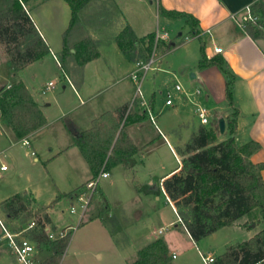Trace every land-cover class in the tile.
<instances>
[{
    "label": "crops",
    "instance_id": "0c3cea01",
    "mask_svg": "<svg viewBox=\"0 0 264 264\" xmlns=\"http://www.w3.org/2000/svg\"><path fill=\"white\" fill-rule=\"evenodd\" d=\"M104 1L105 2L99 6V18L101 21L99 20L98 23H96L97 17L96 15H93V18L95 19L92 22L90 21L92 25H88V27L83 26L85 28V32L84 36L82 37L83 39L89 38L93 40L100 53V57L97 60L87 63L81 69L76 66L75 57L72 55L67 56L62 61V64L65 66L67 71L66 74H68L67 78H69L73 84L72 87L70 86L72 91L71 94L77 99H81L82 103H79L78 106H68L66 104L57 103L55 108L56 110L54 111L55 115H53L51 110L53 107L52 104L39 100V96L37 98L34 91H30L28 88H26L31 94L34 102L37 104L47 124L42 129L24 138L29 142V146L27 148L30 147L32 149L30 152L26 151L25 156L30 154L37 157V152L40 151L36 143L37 137H39L43 131L47 130L48 128L51 129L52 126H56L58 123L60 124V128H55V130L57 129L55 131L56 136L52 137L51 143L48 145L47 150L48 152L53 153L51 159L62 156L68 157L71 155L70 157L74 158L75 162L78 163V167H72L70 170L74 172L73 175L75 176V179L81 180V183H79V185L77 184V186L68 194L61 193V191L57 188L58 196L55 198V201L45 205H41V203L38 201V197L29 190H23L20 192L16 191L9 197L0 199L1 203L6 199L18 194L25 197V200L33 211L44 208V212L50 219V223L45 224L44 231L47 229L55 231L58 229H63L64 227L63 225L59 226L58 223L62 222V217L55 210V206L58 204L57 202L59 200V196H63L64 194L71 195L72 197L75 192L82 189L88 182L91 181L92 177L87 163L81 155L79 149L74 146V136L77 133L88 130L91 123L94 120L99 119L105 113H115L117 110L125 108V116L128 113L129 116L135 117L134 123H131L127 127V133L135 147L138 149V152L131 158L122 160L121 165L111 170L120 168L122 172H128L133 176L134 168L138 165H144L146 159L149 158L153 152L151 149L153 144L158 140V142L161 143L160 145H167L170 154L176 162V165L167 167V169L162 166L163 172L159 177L158 186H155L157 189H159L162 195H164L161 187L162 181L174 173L179 172L181 166V157L176 153V148L182 147L189 140L191 134L197 130L198 126L193 127L192 131L188 133L189 138L187 141H181V137H175L176 139L173 140L172 144L170 143V139H168L166 135L162 133L155 125L154 129L156 132H153L154 134L150 137L147 133V130H149L150 125L153 124L151 123L147 112L142 107H140V101H145L151 111L153 110V103L147 102L143 98V94L142 99L135 98V86L129 78L131 73L139 72V74L142 75V84L146 74L149 71L156 69L153 64H155L162 57V55L157 54V49H155L150 55L152 57V62H150V56H144L143 50L149 45V36H153L154 41L155 39L157 40V45L160 44L162 47L172 45V48L168 51H172L178 46L176 41H171L168 31L170 28L176 30V38L181 41L179 42L180 45L188 43L192 38L197 39L199 41V48H201V46L204 48L206 57L208 59L220 57L225 62V66L234 76L232 84L234 106L231 108L228 105L225 96L224 75L215 66L203 70L199 69V53V55L195 57L193 61L194 65H190V70L193 69L191 70L190 74H194L195 76L194 79L190 80H196L197 82L195 84L189 83L188 91L183 89L187 95L179 92L182 95L177 98V102H174L171 97L173 103L172 106H175L176 104L180 109H183V111H185L187 107L191 106V113L194 117L195 110L190 102L194 103L196 102V99L199 101L201 98L207 102H212L215 107L209 126L214 124L218 126L217 122L220 118L225 120V132L223 135L219 134V142L225 141L229 138L226 129V119L231 118L233 112L236 111V132L234 135L235 144L237 146H243L249 142H255L259 144L260 149L250 157V161L253 164L264 163V38H257L256 40L251 39L246 34L245 30L240 29L236 22L232 19V16L240 19L243 15L244 9L247 6H252L255 3L260 2L264 7V0ZM20 2L23 9L33 21L37 32L48 46L49 53L46 54V56H51L53 60H55L54 57L57 59L58 56H56V54L63 50L65 44V32L67 31L71 20V10L69 5L64 0H20ZM29 5L31 6L32 11L29 9ZM160 8L164 9L165 11H176L192 16L198 22V34L191 36V29L185 24L184 19H168L160 13ZM80 23L82 24V22ZM126 27L131 29L134 36L138 40H142V43L138 45L136 44L134 50L129 54L121 52L115 41L116 37ZM106 38L107 40H105ZM58 39L61 41L60 44L58 43ZM105 42L108 44L110 43V50L114 54L113 58L116 60L115 65L107 62L109 58L105 57L102 50L100 49L101 44ZM50 43L55 45V49L50 47ZM215 48H220L222 52L220 54H215ZM73 52L74 51L71 49L72 54ZM148 59L149 61L146 63ZM39 61H36L25 68L27 69L35 65ZM123 62L126 64L123 65ZM127 63L130 64V67L126 71V73H128L125 76V82L124 79L122 80L119 78L117 71L119 65H123V68H126L125 66H127ZM146 64L149 65V68L148 70L144 71L143 67ZM188 67L189 64L183 65V68L185 69ZM92 69H96V78L94 84L99 86L101 82L104 81L105 83L104 87L100 91L103 93H109V91L112 90L113 92V94H108V96H105L107 99L106 104L104 103L105 105H100L99 108L94 106V101L96 98L94 95H89V88L86 83L87 71H91ZM11 70L13 71L12 68ZM74 84L76 87H78V89ZM10 85L11 84L4 87L0 86V92L10 87ZM47 85L48 83L45 85V89ZM194 89H199L201 93L199 95H195ZM95 91H97V89ZM81 93L86 95L85 99L81 98ZM193 98L195 100H193ZM140 109H142V114L146 112L147 116L143 121L138 122L136 120L142 116L139 111ZM22 140L23 139L19 140L14 136L13 132L0 114V158L6 157L7 154L12 159V162L15 163L17 159L16 153L13 152V149L18 145L26 147L21 144ZM34 161H36V159H34ZM71 164L73 165V163ZM1 166H4L6 170L0 171V173L8 171V166L4 161L0 162V167ZM111 170L107 173H110ZM77 176L79 178H77ZM261 177L264 182V170L261 172ZM150 185H152L151 182ZM98 189L99 190H97V193L100 192L103 195H98L101 201L105 199L111 206V211L109 212H113V209H118L115 207V205L111 204L108 197L99 186ZM148 194H152L153 198L158 199L159 197L154 193L152 187L148 189L146 195ZM139 196V191L136 190L135 198H138ZM164 198L166 199L165 196ZM168 203L175 214L176 211L173 207V204L171 202ZM107 215V221L104 219L99 220L100 224H103L106 230V225L109 222H118L114 215H110L109 213ZM0 219L5 223L7 228L14 233L23 232L29 222H35L33 219L27 221L26 223L22 222L20 219L6 220L1 213ZM93 220L95 221L98 219L96 217ZM110 226H112V224H110ZM132 227L134 228L133 224ZM181 228L182 229L180 230L169 232L164 237L159 239H152L150 235H144V237L141 238L142 245L133 246L130 248L131 250H126L125 248L121 250L119 248V250L116 252V256L119 258L120 264L135 263L139 260L140 252L152 245L155 246L156 257L161 258L163 260V264H192L190 263L189 258L186 257L189 251L196 253L198 258H200V256L212 258L215 257L213 253L210 252H208L206 255L201 254V252L198 250V243H195L191 239L188 232L182 225ZM247 230L249 233H247L248 238L245 241L251 239L258 232L257 229H253V225H250ZM251 230L252 232H250ZM28 231L23 232L21 235L26 237V233ZM138 235L140 234L138 233ZM6 249L8 248L5 243L0 242V264H8ZM125 250L127 251V254H123L125 253ZM49 257V253H36V259L38 262H43ZM96 258L101 260L103 258L102 252H99L96 255ZM167 259H170V263H168ZM196 261V264H204L203 261L199 262L198 259ZM76 264H79L78 261Z\"/></svg>",
    "mask_w": 264,
    "mask_h": 264
},
{
    "label": "trees",
    "instance_id": "16d2710c",
    "mask_svg": "<svg viewBox=\"0 0 264 264\" xmlns=\"http://www.w3.org/2000/svg\"><path fill=\"white\" fill-rule=\"evenodd\" d=\"M64 1L71 10L63 47V57L66 58V38L78 23L76 5L79 0ZM159 11L168 19H184L191 29L190 35L198 34V22L192 16L161 8ZM252 11L257 20L246 25L244 30L253 40L264 38L263 4H253ZM148 39L149 45L143 50L147 57L154 50V37L149 36ZM115 41L119 50L125 54L131 53L136 44L142 43L129 27L123 29ZM0 45L6 47L9 63L15 72L41 60L49 53L48 46L20 0H9L0 10ZM171 48L172 45L162 47L163 51ZM71 49L68 50V56L75 57L79 69L100 57L95 43L89 38L82 39L72 49L73 54ZM212 66L217 67L224 75L226 100L233 108V74L220 57L208 59L201 46L198 68L203 70ZM124 111L125 108H122L115 113H105L94 120L88 130L74 136V146L86 161L91 180L96 179L100 173L121 165L122 160L129 159L138 152L127 133V127L134 123L135 117L128 115L121 127L125 118ZM0 114L19 140L47 124L31 94L21 82L0 92ZM146 116L144 112L136 121H143ZM236 116L235 111L231 118L226 119L229 138L222 142L218 141L216 124L209 127L198 126L189 140L182 147L176 148V153L181 157L179 172L164 179L161 187L182 220L184 229L195 243L224 228L233 227L242 218H247L255 226H263L251 239L228 247L223 255L214 259L213 264H264V182L261 177L264 163L253 164L250 161V157L260 149L259 144H235ZM99 194L102 195L100 192ZM110 209V204L104 199L97 218L103 220ZM44 211V208L33 211L25 197L18 194L0 203V213L6 220L20 219L24 223L35 220L36 226L26 233V237L35 245L38 253L50 254L49 258L38 264H58L66 251L68 238L56 241L47 238L44 227L50 223V219ZM133 264H163V260L156 257L155 246L152 245L142 250L139 260Z\"/></svg>",
    "mask_w": 264,
    "mask_h": 264
},
{
    "label": "rangeland",
    "instance_id": "374dc122",
    "mask_svg": "<svg viewBox=\"0 0 264 264\" xmlns=\"http://www.w3.org/2000/svg\"><path fill=\"white\" fill-rule=\"evenodd\" d=\"M8 1L0 0V10ZM104 2V0H79L76 5L78 9V23L74 26V32L72 31L66 38L67 50H65V57L68 56V50L76 48L78 43L83 39L82 37L85 32L83 26L88 27V25H92L91 22L95 19L93 15H96V23H98L100 20L99 6ZM29 9L32 11L30 5ZM168 31L171 41H176L178 46L172 51H163L162 46L158 45L156 51L162 57L153 64L156 69L146 74L141 84V92L147 102L153 103L152 114L157 128L173 144V140L178 137H181V141H187L189 138L188 133L192 131L193 127L200 125L197 117H193L191 113V106L183 111L176 104L171 107L164 105L166 93H170L174 102H177V98L182 95L175 91V85H180L185 91H188V84H195L197 82L196 80H190L189 76L191 70H193H190V65H194L193 61L199 55L200 48L199 41L195 38H192L186 44L180 45L179 42L181 41L176 38V30L170 28ZM58 43H61L59 39ZM50 47L55 49L54 44L50 43ZM100 49L105 57L109 58L107 62L115 65L116 60L113 58L114 54L110 50V43H102ZM56 56H58L57 59L60 67L51 56L45 55L37 64L27 69L24 68L18 72H13L10 68L11 65L6 47L0 45V86L4 87L21 82L30 91H34L37 98L39 96V100L52 104L51 110L53 115H55L54 111L56 110L57 103L78 106L79 103H82V100L77 99L71 94L70 86L72 87L73 84L67 78L66 68L62 64L64 59L63 50L57 53ZM122 64L126 63L123 62ZM187 64H189V67L183 68V65ZM123 65H119L117 75L126 82L125 76L128 73L126 71L130 67V64L127 63L126 68H123ZM95 75L96 69L87 71L86 83L89 88V95H94L96 98L94 106L99 108L100 105L106 104L107 99L105 96L113 94V92L112 90L109 93L101 92L100 90L104 87L105 83L103 81L99 86H96L94 84ZM49 82L53 83L54 86L46 90L44 87ZM76 88L78 89V87ZM96 89L97 91H95ZM80 96L82 99L86 98V95L83 93ZM187 100L190 101L189 99ZM193 100L195 99L193 98ZM190 103L193 105L194 110V104H198L213 115L215 106L212 102H207L201 98L199 101L196 99V102ZM139 111L142 114V109ZM127 116L128 113L122 121L121 127L124 125ZM55 128H60V124L57 123L51 129L48 128L37 137L36 143L40 150L37 152V157L30 154L25 156V152H30L32 149L18 145L13 149L17 159L15 163L12 162V159L7 154L6 157H2L3 159L0 158V162L4 161L8 166V171L0 173V199L7 198L16 191L29 190L38 197L41 205H45L55 201V198L58 196V189L61 193L68 194L77 184L81 183V180L75 179L74 172L70 170L72 167H78V163L75 162L74 158L70 157L71 155L51 159L53 153L48 152L47 147L51 143L52 137L56 136L55 131L57 129L55 130ZM153 132H156L154 125H150L147 133L151 137L154 134ZM160 144L158 140L155 141L154 147L152 146L151 148L153 151L151 156L146 159L144 165H138L134 168L133 176L128 172H122L118 168L111 170L108 178L99 181L98 186L106 194L111 204L118 208L113 209V212H109L110 215L115 216L118 222H109L106 225L107 230L103 224H100L98 218V220H93L99 215V211L103 206V200L101 201L98 197V186L89 209L81 222H79L77 213L74 215L70 214V208L72 206L77 207L76 201L72 197L59 196L55 210L61 215L62 222L58 224L59 226L63 225V228L71 227V229L68 230L69 237H66L68 238L66 253L58 260V264H76L77 261L79 264H120L119 258L116 256L119 248L121 250L123 248L131 250L130 248L133 246L142 245L141 238L144 235H150L152 239H159L169 232L182 229L164 195L155 187L156 185L158 186L159 177L163 172L162 166L167 169V167L176 165L175 159L170 154L167 145L164 143V145ZM77 178L79 177L77 176ZM150 182L152 185H150ZM150 187L159 196L158 199L153 198L152 194L146 195ZM136 190L140 194L138 198H135ZM107 218L108 215H104L103 219L105 221L108 220ZM250 225L253 224L247 218H242L233 227L224 228L198 242V250L203 255L210 252L218 258L225 253L228 247L244 242L248 238L247 233L249 231L247 229ZM262 228V225H253V229H257L258 232ZM126 250L123 254H127ZM99 252H102L103 255L101 260L96 258ZM6 257L8 264H18L9 249H6ZM186 257L189 258L192 264H196L197 259L199 262L202 261L201 256L198 258L196 253L191 251L187 253ZM215 257L214 259H216ZM167 261L170 263V259H167Z\"/></svg>",
    "mask_w": 264,
    "mask_h": 264
},
{
    "label": "built area",
    "instance_id": "2783aa9c",
    "mask_svg": "<svg viewBox=\"0 0 264 264\" xmlns=\"http://www.w3.org/2000/svg\"><path fill=\"white\" fill-rule=\"evenodd\" d=\"M232 19L236 22L237 26L240 29L244 30L246 25L252 24L257 20V16L253 13L252 6H247L244 9L243 15L241 16L240 19H237L235 16H232ZM156 45H157V40L155 39L154 50L156 49ZM214 52L215 54H220L222 50L220 48H215ZM54 59L56 61V64L60 67L58 60L55 57ZM150 62H152V57L150 58ZM148 68H149V65L146 64L143 67V70L146 71L148 70ZM141 77L142 75L139 74V72H133L129 76V78L131 79V81L134 83V86H135V98H139V99H142V92L140 89ZM53 86H54L53 83H48V85L46 86V89L52 88ZM174 89L177 92H181L187 95L180 85H175ZM200 93L201 91L199 89H196L194 91L195 95H199ZM172 104L173 103L171 100L170 93H166L165 106H172ZM140 107H142L147 112L151 123L156 126L154 116L148 104L145 101L141 100ZM195 116L197 117L199 124L205 127L210 125L211 119L213 117V115L209 111H207L205 108L201 107L198 104L195 105ZM21 144L26 147L29 146V142L27 139H23ZM5 170L6 168L4 166L0 167V171H5ZM108 176H109V173L107 172L100 173L96 179L91 180L82 189H80L79 191L75 192L72 195L73 200H75L77 203V207L72 206L70 208V214L74 215L77 213L79 217L78 218L79 222L82 221V219L85 217L89 209V205L94 196L96 188L99 185V181L101 179L108 178ZM166 200L169 202L168 198H166ZM175 214L177 216V222L183 226L182 220L180 219V217L177 215L176 212ZM35 226L36 225L34 221L29 222L23 232L31 230ZM69 229H71V227L58 229L55 231L47 229L45 233H46L47 238L51 241L64 240L69 234L68 232ZM23 232H18V233L11 232L7 228L5 223L0 219V242L5 243L7 248L12 252L15 261L18 264H38L39 262L36 259L37 251H36L35 245L28 238L23 237L21 235ZM202 261L204 264H211L214 262V258L202 257Z\"/></svg>",
    "mask_w": 264,
    "mask_h": 264
},
{
    "label": "water",
    "instance_id": "95a60500",
    "mask_svg": "<svg viewBox=\"0 0 264 264\" xmlns=\"http://www.w3.org/2000/svg\"><path fill=\"white\" fill-rule=\"evenodd\" d=\"M189 77H190V79H194L195 78L194 74H190ZM217 124H218V132H219V134L223 135L224 132H225V120L223 118H220L218 120Z\"/></svg>",
    "mask_w": 264,
    "mask_h": 264
}]
</instances>
